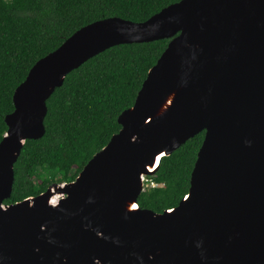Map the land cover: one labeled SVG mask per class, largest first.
Returning <instances> with one entry per match:
<instances>
[{
	"label": "water",
	"instance_id": "1",
	"mask_svg": "<svg viewBox=\"0 0 264 264\" xmlns=\"http://www.w3.org/2000/svg\"><path fill=\"white\" fill-rule=\"evenodd\" d=\"M170 40L109 143L69 183L6 205L67 76L121 45ZM0 142V264H264V0H182L87 25L39 60ZM205 132L189 193L142 209L144 177Z\"/></svg>",
	"mask_w": 264,
	"mask_h": 264
},
{
	"label": "trees",
	"instance_id": "2",
	"mask_svg": "<svg viewBox=\"0 0 264 264\" xmlns=\"http://www.w3.org/2000/svg\"><path fill=\"white\" fill-rule=\"evenodd\" d=\"M182 0H0V142L13 96L30 70L81 28L108 18L143 23ZM170 40L113 47L70 73L47 102L45 136L25 144L15 164L6 205L36 197L57 183L74 181L85 165L119 133V116L131 108L149 71ZM205 132L160 162L149 177L142 209L163 213L189 193Z\"/></svg>",
	"mask_w": 264,
	"mask_h": 264
},
{
	"label": "built area",
	"instance_id": "3",
	"mask_svg": "<svg viewBox=\"0 0 264 264\" xmlns=\"http://www.w3.org/2000/svg\"><path fill=\"white\" fill-rule=\"evenodd\" d=\"M143 183H144V190L145 191H146V189L157 188L159 186L153 180H151L149 177H144Z\"/></svg>",
	"mask_w": 264,
	"mask_h": 264
},
{
	"label": "clouds",
	"instance_id": "4",
	"mask_svg": "<svg viewBox=\"0 0 264 264\" xmlns=\"http://www.w3.org/2000/svg\"><path fill=\"white\" fill-rule=\"evenodd\" d=\"M145 192V191H144Z\"/></svg>",
	"mask_w": 264,
	"mask_h": 264
}]
</instances>
